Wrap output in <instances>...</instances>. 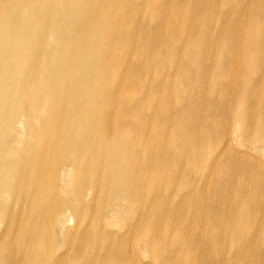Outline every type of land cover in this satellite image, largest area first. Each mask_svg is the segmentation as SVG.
Wrapping results in <instances>:
<instances>
[{
  "label": "bare ground",
  "instance_id": "obj_1",
  "mask_svg": "<svg viewBox=\"0 0 264 264\" xmlns=\"http://www.w3.org/2000/svg\"><path fill=\"white\" fill-rule=\"evenodd\" d=\"M249 2L0 0V264H264Z\"/></svg>",
  "mask_w": 264,
  "mask_h": 264
},
{
  "label": "rangeland",
  "instance_id": "obj_2",
  "mask_svg": "<svg viewBox=\"0 0 264 264\" xmlns=\"http://www.w3.org/2000/svg\"><path fill=\"white\" fill-rule=\"evenodd\" d=\"M137 1V5L138 7H142V2L143 0H135ZM155 4H164L165 0H153ZM173 0H167V3L172 2ZM259 1V0H258ZM258 1L256 0H250L249 5L248 6H253L254 2H256L255 4H258ZM264 2V0H263ZM126 6H123V8H125ZM264 8V7H263ZM150 29H152V26H150ZM172 46L178 51V48L174 43L172 44ZM150 78H153V75L150 74ZM220 140V139H219ZM216 144V146L219 148V150L223 147V144L221 143V140ZM220 145V146H219ZM237 145L235 143H233L232 145V149H233V154L232 153H223L221 154V157L223 159L222 160V164L220 165L221 169L222 168H227L228 172H223V174L226 176V174L232 173L234 170H236V166L239 168L241 165H247L244 166L248 171H247V176H245L244 174H242L239 170L236 171V175L235 177H237V181L233 182V186H228L227 188L224 189V193L225 194H229V192L231 191V193L233 194L234 190H240L239 192L241 193H248V192H253L254 194H261V196L264 197V194H262L261 190L258 189V187L256 186V188H254L252 185L244 187V185L242 184L243 181H247L249 183V181L251 182L250 178L252 176H254L255 178H258L259 175L261 173L264 172V151L261 149L260 146H252V145ZM259 145V144H257ZM218 150V152H219ZM239 152V154H238ZM236 153V154H234ZM246 153L247 157H250L248 161H241L239 159L236 158V155H240ZM217 154V153H216ZM235 161V162H234ZM239 161V162H238ZM239 163V164H238ZM227 164H229L227 166ZM236 165V166H235ZM225 166V167H223ZM226 169V170H227ZM201 175L205 176L206 179H210L212 178V172L209 169H204L203 172L201 173ZM199 176V175H198ZM251 176V177H250ZM196 177V176H195ZM198 178V177H197ZM246 178V179H244ZM248 178V179H247ZM226 181V179H225ZM228 181V180H227ZM249 187V188H248ZM252 187V188H251ZM232 188V189H231ZM212 191H214V188H211ZM258 190V192H257ZM256 191V192H255ZM261 242H259L260 244Z\"/></svg>",
  "mask_w": 264,
  "mask_h": 264
}]
</instances>
